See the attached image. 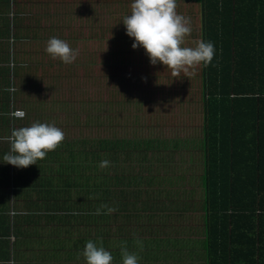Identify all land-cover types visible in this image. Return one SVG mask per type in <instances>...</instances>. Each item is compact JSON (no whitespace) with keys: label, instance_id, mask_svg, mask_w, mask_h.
<instances>
[{"label":"trees","instance_id":"1","mask_svg":"<svg viewBox=\"0 0 264 264\" xmlns=\"http://www.w3.org/2000/svg\"><path fill=\"white\" fill-rule=\"evenodd\" d=\"M22 1L0 0V145L9 146L7 137L13 128L28 126L32 122H50L64 132L63 141L47 152L44 158L38 159L36 163L39 164L23 168L24 173L33 169L31 173L37 184L48 183L46 192L52 195L49 206L63 208L61 231L60 216L58 218L57 241L58 254L62 253L64 264H86L82 251L89 239L102 242L113 256L111 264H122L121 246L135 252L139 259L152 257L155 244L150 242L147 247L141 244L140 250L137 247V188L143 185V176L134 161L147 159L151 155L149 150L158 140L140 134L139 137L135 134L133 137L91 139L87 136L91 130V95L77 101L63 97L58 88L60 82L68 81V86L76 90L79 85L88 84L85 73L96 72L98 62L93 59L95 57L83 54L91 43L94 44L95 35L100 31L91 20L97 13L95 3L91 0H58L56 7V0H48V3L46 0H35L26 10ZM186 1L190 3L188 0H176L175 10L191 19L187 15L188 10L183 7ZM193 1L198 3L199 8L191 20L197 19L194 24L200 31L196 32L197 35L193 34L192 47L197 41L207 40L213 43L215 49L213 59L206 66L203 63L193 66V71L196 67L200 70L199 74L198 69L195 71L197 77L193 83L199 81L200 85L194 89L195 94L189 90L190 99L201 101L207 121L203 137L205 179L202 181L201 205L206 214L205 225L225 228L250 225L262 230L264 153L257 151L264 141L260 136L264 130V119L253 120L252 123L256 153L240 159L236 142L240 140L239 135L248 129L240 117L247 113L245 100L251 96L249 101L264 110V47H261L264 14L259 16L255 13L257 5L264 0ZM131 3L132 0H118L113 9H108L110 27L106 31L109 34V53L105 55L109 71L105 79L115 80L111 82L115 84V93L111 92L110 100L105 101L109 104L108 108L116 109V103L119 109L122 108L126 98H137L143 105L149 103V113L156 103L163 100H172L177 104L185 102L187 85L163 84L156 68H169L160 63L151 65L143 48L131 47L133 40L126 35L121 22L124 16L130 14ZM244 3L255 4L256 7H253L254 10H243ZM100 8L103 10V4ZM258 13L261 14L259 10ZM50 37L63 39L70 47L78 49L80 52L75 61L64 64L47 54L44 49ZM142 75L144 78L140 79ZM132 80L137 85H129ZM244 85H247L246 88ZM173 86L175 91L170 90ZM32 87H44L51 103L24 99V95L33 93ZM78 90L83 92L82 88ZM14 97L20 104L21 100L23 102V117L12 115ZM55 105L76 107L78 115H52V108L49 110V107ZM30 106L40 112L38 117H29L32 114ZM86 107L88 114L83 116L79 110ZM41 109L49 111L45 110L42 114ZM149 113L134 114L131 129L137 131L145 124L148 131H152L153 118ZM119 118L122 122L126 120L122 116ZM101 160H108L109 165L99 167ZM26 181L30 179L26 178L23 182ZM102 204L115 211L104 214L105 210L101 209V214H95ZM61 233L63 237L60 240ZM235 236L231 234V241ZM260 236H263L261 232ZM209 251L211 261L216 262L215 246ZM254 254L256 251L251 256ZM231 257L228 252L224 258L227 264L234 262L235 258ZM263 263L264 256L260 255L258 264ZM139 264L143 263L139 261Z\"/></svg>","mask_w":264,"mask_h":264},{"label":"crops","instance_id":"2","mask_svg":"<svg viewBox=\"0 0 264 264\" xmlns=\"http://www.w3.org/2000/svg\"><path fill=\"white\" fill-rule=\"evenodd\" d=\"M32 1L35 0H23L21 4L28 10L27 6ZM188 1L190 3L186 1L183 7L193 20L199 6L196 1ZM252 5L244 3L241 8L254 10L256 5ZM55 6L58 7V0ZM255 10V13L262 16L264 3L257 5ZM191 19L192 37H184L186 47H192L193 34L197 35L196 32L200 31L194 24L197 19ZM261 37V47H264V35ZM188 69L194 76L190 74L186 77V104L191 100L189 90L195 94L194 89L200 85L199 81L193 83L197 77L196 70L193 71V66ZM248 98L245 100L247 113L240 115L248 129L239 135L240 140L236 142L240 159L256 153L252 123L253 120L256 122L264 119V110ZM196 108L200 112L173 115L169 121L171 129L165 131L168 135L153 137L158 143H154L149 150L151 155L145 160L138 158L134 161L143 176V185L137 188L136 223L140 242L137 247L140 250L143 244L144 247L150 242L155 244L151 259L141 257L139 261L143 264H227L224 258L229 252V256L235 259L228 264H258L260 255L264 256V252H261V248H264V229L250 225L228 228L205 225L206 214L201 205L202 181L205 179L203 137L207 121L202 112V104L198 107L196 105ZM151 126L153 129L150 132H157L162 127H159L158 118ZM260 136L264 140V130ZM8 149L9 146L0 145V156ZM259 152L264 153V141L262 147L259 146ZM23 171V168L0 163V264H64L62 253L58 254L57 241L58 218L60 216L61 231L63 208L49 206L48 203L52 201L49 197L52 195L46 192L48 183L37 184L31 173L33 169L30 172ZM26 178L30 181L24 183ZM260 232L263 236H260ZM233 233L236 236L231 241ZM62 237L61 233L60 240ZM214 246V255L218 257L216 262L210 259L209 249ZM253 251L256 254L251 256Z\"/></svg>","mask_w":264,"mask_h":264},{"label":"clouds","instance_id":"3","mask_svg":"<svg viewBox=\"0 0 264 264\" xmlns=\"http://www.w3.org/2000/svg\"><path fill=\"white\" fill-rule=\"evenodd\" d=\"M130 14L122 18L126 35L133 40L131 47L144 49L151 65L160 63L173 71L187 72L188 67L203 63L205 66L213 59L214 45L211 41L200 40L195 47H186L184 37L190 34V19L176 12V0H132ZM44 51L53 59L64 64H71L78 55V49L68 42L50 37ZM14 117H23L21 110L12 113ZM64 139V132L53 123L32 122L28 126L13 128L7 137L9 149L0 156V163L16 168H25L36 164L38 159L54 150ZM37 165V164H36ZM109 165L108 160H101L99 167ZM109 214L115 211L107 205H101L95 214ZM139 244L140 242L137 241ZM82 255L86 264H111L112 254L99 240L85 242ZM122 264H139V257L121 246Z\"/></svg>","mask_w":264,"mask_h":264},{"label":"rangeland","instance_id":"4","mask_svg":"<svg viewBox=\"0 0 264 264\" xmlns=\"http://www.w3.org/2000/svg\"><path fill=\"white\" fill-rule=\"evenodd\" d=\"M118 0H91V2L95 3L96 6V15L93 16L92 23L97 25V28H100L99 34H96V39L94 40V44L91 43V46L86 48V51L83 52L84 55L91 54L95 57L93 59H96V72H92L91 78L90 75L87 73V79L86 82L87 85H79L78 89L82 88L83 92L76 89L75 87L68 86V81H62L60 82V85H58L59 91L61 95L65 98H70L74 100H81L82 98H88V96L91 95V130L90 133L87 134L88 137H91V139H97V138H103L105 136L108 137H133L135 134L140 136H144L146 138H153V137H160V135L167 136L168 134L165 132L166 130L171 129V125L169 121L171 120L173 115L180 114V113H198L200 110L196 108L201 104V101H194L191 99L187 104L186 102H180L175 103L172 100L159 102L156 103V107L149 113L150 105L149 103H146L145 105L140 104L138 99H132V98H126L124 99V104L122 108H118V105L116 103L115 108L116 109H109L105 101L110 100L111 92H114L115 84H111V82L115 80L109 79V77H106V72L109 71V66L107 63V56L105 55L107 52L109 53V39H108V32L106 29L110 27L109 25V11L108 9H113L115 3ZM129 1V0H126ZM103 4V10L100 8V5ZM117 24V23H116ZM118 25V24H117ZM104 29V31H102ZM68 32H66L67 36ZM90 41V40H89ZM89 41H87L89 43ZM84 50V49H83ZM80 51H78L79 53ZM109 57V55H108ZM196 67V66H195ZM156 69H158L159 73H157L161 80L163 81V84L165 85H185L186 77L187 75L192 74V71L189 69L187 72L180 71L173 74V71L170 69H165L163 66H159ZM198 67L194 69L197 70ZM185 76V81H184ZM144 78V75L140 77ZM141 81V80H140ZM75 85V83H74ZM124 85H127L126 83ZM129 85H137L134 80L129 81ZM19 86V85H18ZM171 91H175L176 87H171ZM33 93L30 95H24V99L28 100H34L37 103H41L42 101L48 103H51V99L49 94H47L44 90V87H32ZM77 91V92H76ZM115 93V92H114ZM48 95V96H47ZM197 95L200 96L198 93ZM22 99V98H21ZM16 98L14 97L13 106L15 107V110L23 109V102L21 100V104L17 102ZM171 101V102H169ZM195 103V104H194ZM32 108L31 112L32 114L29 116L32 117H38L40 112L36 111L37 109L34 108V106H30ZM50 114L55 116H66V115H78L76 112H78L76 107H70L68 105H59V106H52L49 107ZM26 110L27 114V109ZM144 109V111L142 110ZM14 110V111H15ZM48 110V109H45ZM44 109H41L42 114L45 113ZM48 110V111H49ZM22 111V110H21ZM28 113H30V110H28ZM79 113L83 116L88 114L87 107L80 109ZM145 113H149L151 116H155L152 120L153 124H155V121L159 120V127H161L157 132H149L148 128H146L145 124L141 126V128L137 131H134L131 129L130 122L133 119V115H144ZM104 114V116H103ZM107 115V116H106ZM116 115V116H115ZM147 115V114H145ZM165 115V116H164ZM118 116L124 117L126 120L122 122V118L118 119ZM150 117V116H148ZM147 122L151 124V121L147 119ZM146 122V124H147ZM172 123V122H171ZM97 125L99 127L97 128ZM108 126V127H107ZM77 134V132H76ZM75 135V133H73ZM163 136V137H164ZM153 152V151H152ZM144 166V165H143Z\"/></svg>","mask_w":264,"mask_h":264},{"label":"built area","instance_id":"5","mask_svg":"<svg viewBox=\"0 0 264 264\" xmlns=\"http://www.w3.org/2000/svg\"><path fill=\"white\" fill-rule=\"evenodd\" d=\"M17 111V110H16Z\"/></svg>","mask_w":264,"mask_h":264}]
</instances>
